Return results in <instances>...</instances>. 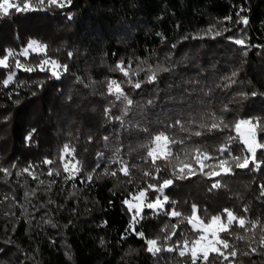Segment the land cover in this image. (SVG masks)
I'll return each instance as SVG.
<instances>
[{"label":"trees","instance_id":"1","mask_svg":"<svg viewBox=\"0 0 264 264\" xmlns=\"http://www.w3.org/2000/svg\"><path fill=\"white\" fill-rule=\"evenodd\" d=\"M10 12L0 14V59L13 53L0 67V168L8 170L0 171V264H193L201 235L189 224L194 205L203 224L227 220L225 209L246 222L219 233L229 243L220 248L235 257L210 252L211 264H264V149L259 169L233 160L247 154L238 121L260 122L264 142V0H71ZM31 40L45 53L18 56ZM44 59L57 62L59 79L36 67ZM17 60L35 70L18 69ZM113 80L119 99L109 93ZM161 133L171 154L153 163L148 153ZM65 145L79 168L72 179ZM223 159L230 173L206 175ZM189 165L194 174L178 178ZM164 179L172 184L163 211L136 218L143 238L126 231L132 215L123 201ZM159 194L148 189L147 200ZM149 239L161 248L155 255Z\"/></svg>","mask_w":264,"mask_h":264},{"label":"snow or ice","instance_id":"2","mask_svg":"<svg viewBox=\"0 0 264 264\" xmlns=\"http://www.w3.org/2000/svg\"><path fill=\"white\" fill-rule=\"evenodd\" d=\"M67 3L70 4L71 0H67ZM52 5V4H56L58 7H64L65 3L60 2V0H35V2H33V0H17V3L13 4L10 2V0H0V14L7 16L10 15L11 9H15L16 12H21V11H29V10H36L38 7L39 8H43L45 5ZM240 11H243V9H240ZM237 16H239V12L237 13ZM69 19H71V16L68 17ZM226 19H231L230 17L226 18ZM240 21H242L244 24H247L248 21L246 18L244 17H240ZM238 21V22H240ZM221 33L219 31L214 33L215 35H220ZM214 38V37H213ZM229 39H231L229 37ZM236 44L239 45H244V40L243 39H237L234 41ZM46 45H42L40 44L38 41L36 40H31L27 47L21 51L19 53V55H23V56H27L28 54V49H33L34 51L37 49H43L46 48ZM13 53L11 52V50H9L7 52V54L3 57V59H0V66L3 67H10V65L7 64V60L9 58V56H12ZM69 55H71V53H69ZM51 63L52 65H56V61L55 60H51L49 61L48 59H44L41 61L40 65H37L36 67H39L41 71L45 70V68L43 67V65L49 64ZM123 62H121V64L117 65L118 68H120L121 71H124V74L127 76L128 72L124 70L123 66H122ZM16 67L18 69H23L24 71L27 72H31L34 71L35 68L32 66H25L24 64H22L19 60L16 61ZM63 67L65 70L67 69V66H61ZM164 71H167L168 69H163ZM53 75H57V73L55 71H53L52 73ZM233 75H235V73H233ZM15 76V73H11L9 74V76L7 77L6 80H4V84L7 85L9 83V81H11L13 79V77ZM59 78V77H57ZM149 82H152L153 80H155V73H153L152 75L149 76L148 78ZM131 82V81H130ZM117 82L115 80L111 81L109 84V93L110 94H115L117 95V99L120 98V96L123 95L122 91H118L117 93H113L112 92V85L116 84ZM135 88H140L141 87V82L137 81L134 84ZM117 88L119 89V85H117ZM253 95H255V93H253ZM124 99L127 100V104L128 105H132V100L128 99L126 96H124ZM107 111V110H106ZM117 119H120L119 117H117ZM177 123H179V121H177ZM260 122H257V124H259ZM257 124H253L252 120L250 119H245V120H240L237 122L236 124V128L237 130H239L240 125H251L250 128H248L246 134L243 136V144L245 145V150H246V155H244L243 157H233V160L235 161L236 167L241 168V169H245V168H249V164L252 163L255 165V167L257 169H259L261 167V163L260 161L257 160V150L258 149H264V142H258L257 141V137H256V128H257ZM212 127H217V125H212ZM261 131H264V127H260ZM195 135H200L199 132H196ZM31 137H29L30 139ZM105 139H107V137H105ZM165 140L168 141V138L166 136H164L163 133H161L160 135H157L154 138V143L157 144V147H160L159 142L161 140ZM172 142V141H170ZM164 148H167V143L165 145H163ZM74 151V150H73ZM156 151V149H152L149 151L148 155L149 156H153V153ZM199 150H197L198 152ZM224 151H228V149H221V152L223 153ZM64 152L65 153H69V149H68V145L64 146ZM168 155H170V151L167 153ZM69 155H71V153H69ZM201 155H205V154H201ZM159 158L154 157L153 158V163H155V159ZM206 159H211V157H207L205 155ZM63 159V158H62ZM44 164H51L53 163V161L49 160V159H45L43 161ZM71 163V161H65V171H69L68 165ZM197 163H200V158L199 155L197 156ZM121 164V171L127 175L128 174V168L127 165L123 162L120 161ZM225 165H228V160L227 159H223V160H219L217 165L211 166L213 168V171L206 173V175H208L209 177L212 176H218L221 174V171H223L225 174H228L231 172V167H225ZM29 167H31V165H29ZM73 168H75L76 172H79V168H76L75 165H72ZM201 167H207V165H201ZM159 167H157L156 171L159 172ZM0 171H4L5 173H7V169H3L0 168ZM25 171H27V169H25ZM194 169L191 168V166H188V172H184L183 169H181L180 173L178 174V178H185L188 175H192L194 174ZM53 170L49 169L48 174L52 175ZM59 174V173H57ZM111 175H116V172L113 171L111 173ZM145 175H148V173H145ZM174 175H177V173H174ZM74 178L73 175H69L68 177H66V179H72ZM92 177L91 175L88 176V180L91 181ZM172 184V180L171 179H164L162 184L157 187L156 185L153 184H149L148 185V189H152L153 191H157L160 192L161 195L163 196V189L168 187L169 185ZM213 188L219 187V182H215L212 185ZM264 187V186H262ZM148 189H141L138 193H130V196H133L134 199L136 200V205H135V210H134V204L131 203L129 201V199H125L123 201L124 204H126L128 206V210L129 212H132V221L129 225V229L126 231H131L133 233H135V235H137L138 237L143 238V233L136 231L134 225L136 223V217L139 216L141 214V208L142 206H146L148 209H152L153 211H159L163 208V204L167 202V196H163V199H161L159 196L156 198L155 201H148L147 200V190ZM262 195H264V192H262ZM140 198H143V200L145 201V203L143 205H141L140 202ZM225 212L227 213V223H220L221 221V217L220 216H215L212 218V224H216L218 225L217 228H215L213 231L210 232V236H211V240L209 242H207L203 249L198 253L196 250V244L197 241H192V245H191V255H192V261L193 264H196V261L199 259L202 261V264H211V261L209 260V253L210 252H216L217 256L219 257H223L224 260L228 259V256H232L235 257L236 255V251L233 250L231 253L225 254V251H223L222 249L226 250L229 247V243L227 240H223V239H218V233L220 231H228V229L231 227L233 221H237L240 227H244L245 226V219L241 218V217H236L231 211L225 209ZM195 213H196V206H193V214L195 217ZM170 216H179L180 213L176 212L174 209L169 213ZM189 222L192 224L193 230H198L201 232V235L198 237L199 241H204L205 240V236H204V231L206 228H210L211 225H204L203 221H200L198 218H189ZM197 224H200L201 227L198 229L197 228ZM175 227V226H173ZM175 233L173 232L171 235H174ZM171 235H169L167 237V239H171ZM261 242L264 243V236L261 237ZM101 243H103V241H101ZM148 248L147 251L153 253L154 255L159 252L161 250L160 247H157V240L155 239H149L146 241ZM184 245L185 247H188V241L185 240L184 241ZM219 245H222V249L220 247H218ZM167 251H173L172 248H168L166 249ZM253 252H255V249H252ZM181 255H184L185 253L183 251H181L180 253ZM213 259H215V257H213Z\"/></svg>","mask_w":264,"mask_h":264},{"label":"rangeland","instance_id":"3","mask_svg":"<svg viewBox=\"0 0 264 264\" xmlns=\"http://www.w3.org/2000/svg\"><path fill=\"white\" fill-rule=\"evenodd\" d=\"M12 1L13 0H10V2L12 3ZM60 2H63V3H65V5L66 6H68V3H67V0H60ZM30 42V41H29ZM28 42V43H29ZM28 45V44H27ZM27 45H26V47H27ZM25 47V48H26ZM25 48H23V50L25 49ZM22 50V51H23ZM19 53L20 52H18V56H21V57H25V56H23V55H19ZM45 53V48H43V49H37V50H33V49H28V54H27V56L25 57V58H27V57H29L30 55H33V54H36V55H38V54H44ZM0 67H3V66H0ZM43 67L46 69V70H48V72L50 73V74H52L53 73V71H55L56 73H57V75H53V76H55L56 78L57 77H59L60 78V74H61V69H60V66L56 63V65H52L51 63H49V64H46V65H43ZM58 78V79H59ZM118 91H120L117 87H115L114 85L112 86V92L113 93H117ZM117 96V95H116ZM251 127V125H240V128H239V130H237V128H236V133L238 134V136H239V138H240V140L242 141L243 140V136L246 134V132H247V130H248V128H250ZM167 143V148H164L163 147V145H165ZM159 145H160V147H157V144L156 143H154V141H153V144H152V148H151V150L152 149H156V151L153 153V156H151V158L153 159L154 157H159V158H161V157H164V156H166L167 155V153L169 152V150H168V141H165V140H161L160 142H159ZM69 153H71V151L69 150ZM69 153H65L64 151H63V155H62V162H63V166H64V169H65V161H71V163L68 165V168H69V171H66L67 172V174L68 175H76L77 174V172L75 171V168H73L72 167V165H75L76 166V168H78V166H77V163H76V161L73 159V156H72V153H71V155H69ZM161 196V193L159 194V197ZM161 199H163V198H161ZM131 203H133L134 204V210H135V205H136V200L134 199V197H132L130 200H129ZM140 202H141V205H143L144 203H145V201L143 200V198H140ZM165 204V203H164ZM164 204H163V208H164ZM163 208L161 209V210H159V211H153L152 209H149V210H151L152 212H153V214H158V213H160L161 211H163ZM144 209H148L146 206H142V208H141V214H142V212H143V210ZM141 214L139 215V216H137L136 218L138 219V218H140L141 217ZM131 215H133V213L131 212ZM191 218H193V219H195V218H198L197 217V215H196V213H195V217H194V214L192 215V217ZM220 223H227V220H223L222 221V219H221V221H220ZM189 224H190V226L192 227V224L189 222ZM204 225H211V227L210 228H206L205 229V231H204V236H205V240L204 241H197V244H196V250H197V252L199 253L202 249H203V247H204V245L207 243V242H209L210 240H211V236H210V232L211 231H213L215 228H217L218 227V225H216V224H212V221L209 223V224H204ZM201 227V225L200 224H197V228L199 229ZM193 228V227H192ZM198 231V230H197ZM200 232V231H199ZM220 232H222V231H220ZM219 232V233H220ZM201 233V232H200ZM219 233H218V236H217V238L218 239H220L219 238ZM222 245H219L218 247H221ZM214 252V251H213Z\"/></svg>","mask_w":264,"mask_h":264}]
</instances>
